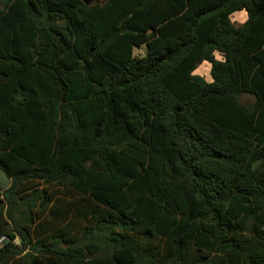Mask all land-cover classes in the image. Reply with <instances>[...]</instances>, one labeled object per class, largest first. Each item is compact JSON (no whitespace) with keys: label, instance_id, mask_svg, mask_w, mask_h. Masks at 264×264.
Masks as SVG:
<instances>
[{"label":"trees","instance_id":"obj_1","mask_svg":"<svg viewBox=\"0 0 264 264\" xmlns=\"http://www.w3.org/2000/svg\"><path fill=\"white\" fill-rule=\"evenodd\" d=\"M0 170V264H264V0H0Z\"/></svg>","mask_w":264,"mask_h":264},{"label":"rangeland","instance_id":"obj_2","mask_svg":"<svg viewBox=\"0 0 264 264\" xmlns=\"http://www.w3.org/2000/svg\"><path fill=\"white\" fill-rule=\"evenodd\" d=\"M231 21L234 25H240L244 20L245 17L242 13H236L231 16ZM143 52V48L141 49H135L133 52V56H139ZM215 58L217 60H221V56L219 54H215ZM194 75H199L203 77L205 80L209 81L210 75H209V65L207 63H202L199 65L196 70L193 72ZM241 103L245 106L250 105L253 102V98L249 95H243L240 98ZM3 238L0 237V244H2ZM15 244L18 243V239L14 241Z\"/></svg>","mask_w":264,"mask_h":264},{"label":"water","instance_id":"obj_3","mask_svg":"<svg viewBox=\"0 0 264 264\" xmlns=\"http://www.w3.org/2000/svg\"><path fill=\"white\" fill-rule=\"evenodd\" d=\"M93 0H82L84 5L88 6L92 3ZM106 0H104L102 3L97 4H103ZM260 160L253 163L252 168L256 167L259 164ZM11 184V179L7 176V174L0 170V192L8 189Z\"/></svg>","mask_w":264,"mask_h":264},{"label":"flooded vegetation","instance_id":"obj_4","mask_svg":"<svg viewBox=\"0 0 264 264\" xmlns=\"http://www.w3.org/2000/svg\"><path fill=\"white\" fill-rule=\"evenodd\" d=\"M104 0H93L91 4L102 3Z\"/></svg>","mask_w":264,"mask_h":264}]
</instances>
